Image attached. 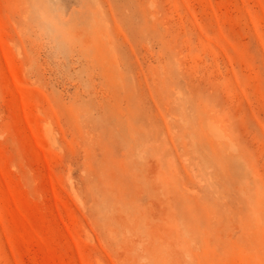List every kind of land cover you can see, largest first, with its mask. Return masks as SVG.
<instances>
[{
	"label": "rangeland",
	"instance_id": "obj_1",
	"mask_svg": "<svg viewBox=\"0 0 264 264\" xmlns=\"http://www.w3.org/2000/svg\"><path fill=\"white\" fill-rule=\"evenodd\" d=\"M0 264H264V0H0Z\"/></svg>",
	"mask_w": 264,
	"mask_h": 264
}]
</instances>
